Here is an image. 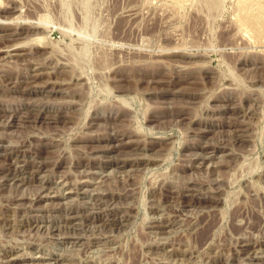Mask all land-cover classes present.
<instances>
[{
  "label": "rangeland",
  "instance_id": "obj_1",
  "mask_svg": "<svg viewBox=\"0 0 264 264\" xmlns=\"http://www.w3.org/2000/svg\"><path fill=\"white\" fill-rule=\"evenodd\" d=\"M0 264H264V0H0Z\"/></svg>",
  "mask_w": 264,
  "mask_h": 264
},
{
  "label": "bare ground",
  "instance_id": "obj_2",
  "mask_svg": "<svg viewBox=\"0 0 264 264\" xmlns=\"http://www.w3.org/2000/svg\"><path fill=\"white\" fill-rule=\"evenodd\" d=\"M215 196V195H214ZM75 213V212H74ZM84 214V213H83ZM84 217V216H83ZM82 218V217H81ZM79 218H78V216H76V215H71V216H69V220H70V222H74V221H76V220H78ZM79 221V220H78ZM84 221H86V220H84ZM90 221V220H89ZM90 223V222H89ZM253 254V253H252Z\"/></svg>",
  "mask_w": 264,
  "mask_h": 264
}]
</instances>
